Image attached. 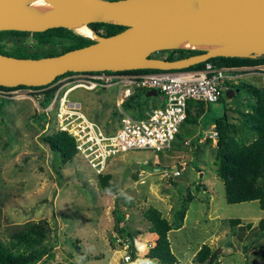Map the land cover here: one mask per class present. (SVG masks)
I'll list each match as a JSON object with an SVG mask.
<instances>
[{"label":"rangeland","instance_id":"obj_1","mask_svg":"<svg viewBox=\"0 0 264 264\" xmlns=\"http://www.w3.org/2000/svg\"><path fill=\"white\" fill-rule=\"evenodd\" d=\"M2 44L7 51L20 46L38 53L50 46L36 44L31 35L6 34ZM152 54L160 57L164 52ZM240 66L229 67L218 101L192 102L193 108L186 112L168 147L119 152L100 172L74 152L70 158H61L41 140V135L56 131L53 117L41 113L42 101L0 97V238L7 240L9 232L26 221L45 220L46 250L33 264H159L146 256L156 233L150 231L143 211L153 206L170 224L169 247L176 257L172 264H193L191 257L204 242L221 253L215 264H264V242L260 248L249 246L252 235L244 237L245 231L232 246L227 244L228 218L239 217L256 226L264 209L255 199L225 201L216 172V136L213 139L206 131L212 128L211 120L224 111L227 139L244 144L256 135L245 122V111L255 101L243 86L251 84L245 79L251 69ZM56 87L57 83L48 89ZM70 97L81 103L88 117L117 125L123 112L136 117L143 108L159 104L160 94L137 92L121 111L114 106V88H78ZM181 159L186 164L174 178L155 171L172 168ZM103 174L115 192L99 186L98 177ZM117 213L122 214L119 221L115 220ZM179 214L183 221L176 225ZM115 223L133 233L132 260L124 258L128 243L114 230Z\"/></svg>","mask_w":264,"mask_h":264},{"label":"water","instance_id":"obj_2","mask_svg":"<svg viewBox=\"0 0 264 264\" xmlns=\"http://www.w3.org/2000/svg\"><path fill=\"white\" fill-rule=\"evenodd\" d=\"M17 1L0 0V29L88 26L100 14L124 27L108 35L94 32L91 42L57 54L22 57L0 53L3 86L42 85L66 71L180 69L216 55L264 53V0H48L52 9L45 15ZM181 38L190 43L212 42L213 46L171 59L150 55L174 47ZM155 94L154 88L144 91L145 96Z\"/></svg>","mask_w":264,"mask_h":264},{"label":"trees","instance_id":"obj_3","mask_svg":"<svg viewBox=\"0 0 264 264\" xmlns=\"http://www.w3.org/2000/svg\"><path fill=\"white\" fill-rule=\"evenodd\" d=\"M88 26L99 35H108L122 29L124 26L113 21L92 20ZM31 35L36 44H49V49L43 53L36 51H24L23 47L15 46L11 51L3 48L2 40L4 35ZM93 39L86 35L76 32L72 28L56 26L49 27L40 31H26L16 29H0V53L10 54L22 57H39L44 55L57 54L67 49L85 45ZM58 41V45H56ZM58 46V47H57ZM205 49L197 47H176L172 49L165 58L171 59L181 57L192 53L203 52ZM154 51V52H161ZM152 52V53H154ZM175 52V53H173ZM151 56H154L153 54ZM207 61L213 62L215 65H253L264 62V53L254 56H238V55H216L202 61L190 64L180 69L200 68ZM179 69V70H180ZM135 71H152L153 68H137ZM178 70V69H171ZM66 71L60 75L70 73ZM57 75L54 79L59 77ZM53 79V80H54ZM52 80V81H53ZM46 84L35 85L33 87L46 86ZM23 85V84H18ZM232 84H228L231 86ZM238 84H233V86ZM3 85H0L2 87ZM245 89L251 93L254 98V104L250 111H245V122L250 126L256 135L247 143H239L234 139H227L225 133L226 115L222 114L214 117L211 122L216 131V172L221 178L224 190V198L227 203H235L246 200H257L258 206L264 209V98L263 91L254 85L245 83ZM144 93V91L140 92ZM157 93L160 94L158 91ZM136 94V93H135ZM135 94L124 100L123 104L130 103ZM221 98L218 96L217 101ZM192 102L187 103L186 112L190 111ZM207 108V105H206ZM41 140L48 145L52 152L58 153L61 158H70L73 154V140L65 131H55L49 134L41 135ZM98 184L104 190L115 192V187L107 180V175H99ZM259 180L256 182V180ZM115 220L119 221L122 214H115ZM144 218L149 222V229L156 233L152 245L148 248L146 256L158 261L159 264H172L176 261V257L169 247L168 230L170 224L160 211L153 206H148L143 211ZM183 214H179L178 222H182ZM231 226L230 241L227 243L232 246V242L239 240L243 231L244 237L252 235L249 240V246L260 248L264 242V216L258 218L256 226L250 221H242L239 217L228 218ZM114 230L128 243L126 249L128 259L132 260L135 256L133 233L127 231L124 227L113 225ZM47 224L45 220L26 221L9 232L8 239L0 238V264H33L45 252V244ZM221 255L218 249H211L207 243H201L191 257L193 264H215Z\"/></svg>","mask_w":264,"mask_h":264},{"label":"built area","instance_id":"obj_4","mask_svg":"<svg viewBox=\"0 0 264 264\" xmlns=\"http://www.w3.org/2000/svg\"><path fill=\"white\" fill-rule=\"evenodd\" d=\"M92 38V37H91ZM94 39V38H92ZM160 49L167 55L172 49ZM159 51V50H157ZM175 53V52H173ZM264 72V62L253 64ZM230 66L215 65L207 61L200 68L155 69L152 71L88 70L71 71L57 77L46 86L14 85L0 87V97L31 98L41 103V113L51 115L56 131H65L73 140V151L95 172H100L106 161L125 150L168 147L186 116L189 101L215 102L221 94L222 82L228 77ZM137 69V68H135ZM54 90L48 89L56 84ZM85 91L114 88V106L121 111L124 100L132 94L154 88L160 92L159 104L140 110L139 116L123 112L117 125L104 124L90 118L81 103L70 97L74 89ZM43 114V115H44ZM206 130V129H205ZM214 139L216 131L207 129ZM172 168H156L165 178H174L186 164L183 159ZM128 258V254L124 255Z\"/></svg>","mask_w":264,"mask_h":264},{"label":"bare ground","instance_id":"obj_5","mask_svg":"<svg viewBox=\"0 0 264 264\" xmlns=\"http://www.w3.org/2000/svg\"><path fill=\"white\" fill-rule=\"evenodd\" d=\"M17 3L22 7L26 8L27 10L38 14V15H45V13L49 12L52 9V4L48 0H18ZM192 5H197V3H193ZM98 20L107 21V19L102 16L101 14L96 17ZM76 32L86 35L92 38H95L94 31L83 24H77L72 26ZM173 46L179 47H197V48H208L213 46L212 42H201V43H190L187 41L186 38H181L175 41Z\"/></svg>","mask_w":264,"mask_h":264},{"label":"crops","instance_id":"obj_6","mask_svg":"<svg viewBox=\"0 0 264 264\" xmlns=\"http://www.w3.org/2000/svg\"><path fill=\"white\" fill-rule=\"evenodd\" d=\"M240 67H247L250 68V72L246 73L245 75V79L251 83L254 84L257 87H260L261 89H263L264 91V75H262L263 73H261L258 69L257 66L255 65H242ZM257 73V74H255ZM160 100V97H159ZM193 108V106H191L190 110ZM185 120V119H184ZM184 120L182 121V123L184 122ZM181 123V124H182ZM180 124V126H181ZM179 126V128H180ZM205 130V129H204ZM179 131V130H178ZM183 221V220H182Z\"/></svg>","mask_w":264,"mask_h":264},{"label":"clouds","instance_id":"obj_7","mask_svg":"<svg viewBox=\"0 0 264 264\" xmlns=\"http://www.w3.org/2000/svg\"><path fill=\"white\" fill-rule=\"evenodd\" d=\"M89 37V36H88ZM91 38V37H90ZM92 39V38H91ZM34 86V85H33Z\"/></svg>","mask_w":264,"mask_h":264}]
</instances>
